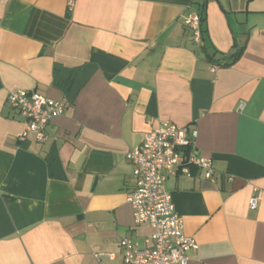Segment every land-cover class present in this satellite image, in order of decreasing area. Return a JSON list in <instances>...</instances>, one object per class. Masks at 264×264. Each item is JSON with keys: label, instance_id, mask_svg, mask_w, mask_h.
Here are the masks:
<instances>
[{"label": "crops", "instance_id": "obj_1", "mask_svg": "<svg viewBox=\"0 0 264 264\" xmlns=\"http://www.w3.org/2000/svg\"><path fill=\"white\" fill-rule=\"evenodd\" d=\"M201 8L196 43L184 18ZM12 89L64 102L43 142L20 138ZM163 120L195 128L214 168L165 179L187 264H264V0H0V264H124L121 239L151 247L126 153Z\"/></svg>", "mask_w": 264, "mask_h": 264}, {"label": "built area", "instance_id": "obj_2", "mask_svg": "<svg viewBox=\"0 0 264 264\" xmlns=\"http://www.w3.org/2000/svg\"><path fill=\"white\" fill-rule=\"evenodd\" d=\"M184 22L192 40L198 43L201 37L199 11H191ZM216 68L217 65H212L211 70ZM6 100L25 121L20 138L31 133L37 142L46 139L48 122L64 110L62 100L35 90L12 89ZM196 137L195 128L163 120L156 128L144 133L140 145L126 153L132 164L133 184L127 201L132 209L133 222L147 223L153 233L151 247H140L128 238L120 240L124 264H187V251L195 247V241L183 233V222L174 208L165 179L176 173L189 176L190 167L200 169L205 179L213 177L212 158L199 153ZM259 198L260 193L255 188L248 201L249 207L255 208Z\"/></svg>", "mask_w": 264, "mask_h": 264}, {"label": "trees", "instance_id": "obj_3", "mask_svg": "<svg viewBox=\"0 0 264 264\" xmlns=\"http://www.w3.org/2000/svg\"><path fill=\"white\" fill-rule=\"evenodd\" d=\"M199 14H200V25H201V32L203 31V22H204V12H203V8H201V10H198ZM238 55V52L235 53L234 57H232V59L236 58Z\"/></svg>", "mask_w": 264, "mask_h": 264}]
</instances>
